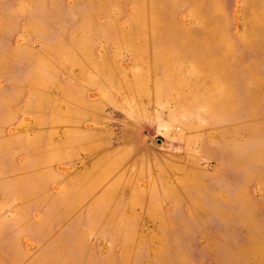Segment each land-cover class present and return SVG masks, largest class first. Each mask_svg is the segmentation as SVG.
I'll list each match as a JSON object with an SVG mask.
<instances>
[{
	"label": "rangeland",
	"instance_id": "rangeland-1",
	"mask_svg": "<svg viewBox=\"0 0 264 264\" xmlns=\"http://www.w3.org/2000/svg\"><path fill=\"white\" fill-rule=\"evenodd\" d=\"M0 264H264V0H0Z\"/></svg>",
	"mask_w": 264,
	"mask_h": 264
}]
</instances>
